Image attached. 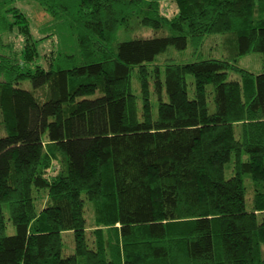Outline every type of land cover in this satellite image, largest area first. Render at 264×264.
<instances>
[{
	"label": "trees",
	"instance_id": "obj_1",
	"mask_svg": "<svg viewBox=\"0 0 264 264\" xmlns=\"http://www.w3.org/2000/svg\"><path fill=\"white\" fill-rule=\"evenodd\" d=\"M167 1L0 0V264H264V0ZM227 33L225 58L153 65Z\"/></svg>",
	"mask_w": 264,
	"mask_h": 264
},
{
	"label": "rangeland",
	"instance_id": "obj_2",
	"mask_svg": "<svg viewBox=\"0 0 264 264\" xmlns=\"http://www.w3.org/2000/svg\"><path fill=\"white\" fill-rule=\"evenodd\" d=\"M20 4V3H19ZM20 6L29 14L32 25H33V32L34 35L38 38H41V34H39V26L47 21L48 16L47 14L36 8L32 5H24L20 4ZM165 12L169 16H173L177 12L176 4L169 0L165 3ZM165 35L164 31H155L152 28L148 27H137L129 31H119L118 37L120 40H127L130 38H139V37H155V36H163ZM234 39L233 33H227V34H210L207 35L204 39L203 45L195 50L193 47L189 46L185 50H179L175 47H170L166 52L160 54L156 61L153 63L165 65L166 63H188V62H194L198 60L208 59V58H225L233 51V45L232 40ZM10 41L15 43L17 49L22 50L23 48V38L20 36H17V33H13L10 36ZM53 46L50 42H47L46 44H42V54H45L47 51L50 50V48ZM238 66L249 70L255 74H259L263 72V61L262 56L260 53L252 52L248 55L242 56L239 58ZM235 77H239L238 74L235 75ZM189 82V93L191 97H194V78L193 76L188 77ZM25 88H31V83L29 80L25 81L22 84ZM211 89V87H210ZM133 90L136 95H141V87L139 80L135 77L133 79ZM153 96L154 102H155V114L158 113V100L157 98ZM140 103H142L140 101ZM212 107V106H211ZM40 194L39 192L37 193ZM44 195V193L42 194ZM47 198L43 196V198H40L38 200V206H41L45 204ZM88 222L89 225H93L94 223V209L91 205H89L88 209ZM9 222L8 232L9 234H12L14 232V227L11 226V222ZM65 238V254L70 255L75 252V238L73 233H67L64 235Z\"/></svg>",
	"mask_w": 264,
	"mask_h": 264
}]
</instances>
